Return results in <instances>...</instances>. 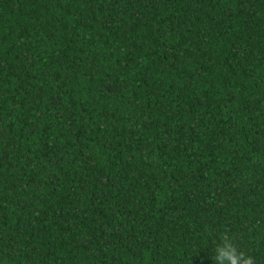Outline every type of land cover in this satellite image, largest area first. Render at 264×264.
I'll list each match as a JSON object with an SVG mask.
<instances>
[{
  "label": "trees",
  "instance_id": "1",
  "mask_svg": "<svg viewBox=\"0 0 264 264\" xmlns=\"http://www.w3.org/2000/svg\"><path fill=\"white\" fill-rule=\"evenodd\" d=\"M264 264V0H0V264Z\"/></svg>",
  "mask_w": 264,
  "mask_h": 264
},
{
  "label": "clouds",
  "instance_id": "2",
  "mask_svg": "<svg viewBox=\"0 0 264 264\" xmlns=\"http://www.w3.org/2000/svg\"><path fill=\"white\" fill-rule=\"evenodd\" d=\"M212 264H255L254 258L242 251L225 230L211 251Z\"/></svg>",
  "mask_w": 264,
  "mask_h": 264
}]
</instances>
